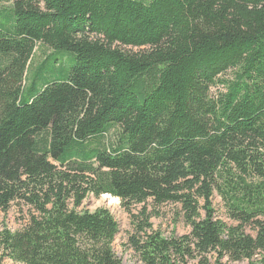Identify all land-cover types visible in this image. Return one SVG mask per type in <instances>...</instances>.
Returning a JSON list of instances; mask_svg holds the SVG:
<instances>
[{
    "label": "trees",
    "instance_id": "16d2710c",
    "mask_svg": "<svg viewBox=\"0 0 264 264\" xmlns=\"http://www.w3.org/2000/svg\"><path fill=\"white\" fill-rule=\"evenodd\" d=\"M106 194L143 206V264L264 252V0H0V209L30 210L0 264H123L112 213L78 210Z\"/></svg>",
    "mask_w": 264,
    "mask_h": 264
},
{
    "label": "rangeland",
    "instance_id": "374dc122",
    "mask_svg": "<svg viewBox=\"0 0 264 264\" xmlns=\"http://www.w3.org/2000/svg\"><path fill=\"white\" fill-rule=\"evenodd\" d=\"M119 47L126 51H140L139 48L131 46ZM51 53H53L51 49L41 47L36 51L37 60L41 61ZM216 92L217 88L213 87L211 95L214 96ZM145 206L147 207L148 222L152 225L150 230L160 233L165 238L181 237L190 232L191 227L185 221L179 205L172 203L154 205L150 201ZM213 206L216 214L225 219L223 204L217 195L213 199ZM100 208L108 209L118 222L119 232L112 244L116 256L123 264H143L139 254L130 243V237L138 234L137 224L145 219V216L142 215L143 206L141 204H124L120 198L106 194L100 198L89 196L78 210L96 211ZM29 214V208L22 203H12L6 211L0 209V230L3 228L12 231L20 229L27 222ZM247 232H252V230L247 228ZM262 260H264V252L250 261L233 262L225 259L224 262L225 264H264ZM4 264L22 263L6 260Z\"/></svg>",
    "mask_w": 264,
    "mask_h": 264
}]
</instances>
